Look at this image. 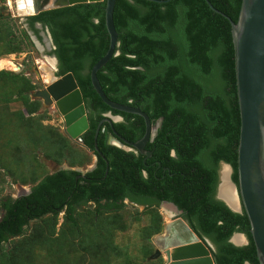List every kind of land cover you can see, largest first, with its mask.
<instances>
[{
    "label": "trees",
    "instance_id": "trees-1",
    "mask_svg": "<svg viewBox=\"0 0 264 264\" xmlns=\"http://www.w3.org/2000/svg\"><path fill=\"white\" fill-rule=\"evenodd\" d=\"M207 1L235 23L241 0ZM3 2L0 0V56L32 48L28 32L36 34L34 23L47 29L58 64L56 75L70 73L80 92L88 123L81 140L96 155L97 164L82 178L73 170L55 171L39 178L29 194L0 199V264H32L23 253L13 258L10 246L27 252L19 238L30 222L41 220H47L49 237L39 239L36 245L41 243L55 264H71V243L60 240L78 235L79 224L84 226L86 221H104L105 230L106 219L121 216L123 202L152 214L145 230L147 239L159 234L162 223L157 208L166 202L180 212L199 240L211 244L214 264H258L244 212H231L215 197L221 164L231 168V181L237 185L239 117L228 21L212 12L204 0L163 4L114 0L117 55L95 76L109 101L138 108L151 126L160 120L145 146L151 156L144 160L138 154L105 146V134L111 132L105 123L95 140L101 156L93 148L94 130L102 113L122 118L111 124V129L127 142L139 140L144 132L139 116L109 109L90 85L89 71L108 46L104 1L42 11L27 18L30 31L21 28L17 33L8 25L9 14H3ZM34 90L35 85L24 76L0 70V107L12 103L20 107L12 112L14 121L0 119L1 132L6 135L12 127L15 136L23 129L27 140L45 144L47 151L50 145L55 154H62L65 146L53 143L49 133L39 132L43 117L37 115V122L33 119L40 107L38 101L29 100ZM87 202L94 206L83 209ZM59 213L62 232L50 239ZM235 233L242 234L247 243L232 245L229 239ZM86 249L84 253L91 259L97 255L96 247ZM142 253L148 256L152 252L145 249Z\"/></svg>",
    "mask_w": 264,
    "mask_h": 264
},
{
    "label": "water",
    "instance_id": "water-1",
    "mask_svg": "<svg viewBox=\"0 0 264 264\" xmlns=\"http://www.w3.org/2000/svg\"><path fill=\"white\" fill-rule=\"evenodd\" d=\"M104 1V26L108 36V46L105 54L91 67L89 71L90 85L109 109L137 115L144 124L142 137L135 142H127L115 134L108 136L109 143L118 149H124L121 143L133 147L145 158L149 152L143 150L145 143L150 141L160 120L150 125L148 117L138 108L120 105L109 101L103 94L96 79V72L110 59L117 55L116 32L112 22L114 0H31L33 14L47 9L73 6L76 4H90ZM156 4H163L170 0H145ZM208 8L223 16L230 25L231 44L233 49V70L235 94L239 117L238 142L236 148V176L237 185L229 179L230 167L221 164L219 184L216 189V199L233 213L244 212L249 225L255 257L258 264H264V0H241L237 19L233 23L225 15L215 10L207 0ZM29 36L35 43L32 33ZM44 42L46 41L43 38ZM54 64V59L50 58ZM45 106L51 101L62 121L64 135L75 141L88 128L85 109L80 92L70 73L51 79L45 89L36 93ZM117 121V117L112 118ZM111 126V122L103 120ZM102 121L95 128L93 143ZM226 169V180L232 189L234 206H231L219 196L222 185L221 170ZM71 170L67 166L59 167L56 171ZM73 171L79 173V169ZM21 189V188H20ZM25 191L19 197L26 195ZM173 206V205H172ZM173 210H177L173 206ZM168 220L162 226V232L154 235L151 242L154 247L149 259L160 258L161 264H214L210 255L212 249L208 241H201L191 231L187 222L178 213H169ZM239 236L238 242L234 237ZM229 242L234 246L247 243L242 234H233ZM247 264V263H245Z\"/></svg>",
    "mask_w": 264,
    "mask_h": 264
},
{
    "label": "rangeland",
    "instance_id": "rangeland-1",
    "mask_svg": "<svg viewBox=\"0 0 264 264\" xmlns=\"http://www.w3.org/2000/svg\"><path fill=\"white\" fill-rule=\"evenodd\" d=\"M2 5L6 8L3 14L7 12L11 19L8 25L14 28L16 33L21 28L24 29L25 25L23 23L25 17L23 16L26 14L18 12L19 7L17 6L16 0H4ZM40 35L42 37L44 36L41 33ZM29 38L33 43L32 48H26L21 53L14 52L0 56V59L8 60L7 62L11 65H5V68H0V70L22 75L35 85V90L31 91L28 95L30 101L36 100L40 103L39 109L33 114V119L37 122L35 118L37 115L43 117L38 124L40 125L38 126L40 128L39 132L49 133L53 143L65 146V150L62 154H55L49 145L50 149L47 151L46 148L48 147L45 144L39 146L33 141L27 140L26 132L23 129H20V132H17L15 136H12L13 128L7 126L10 130L6 132V135H3L1 132L3 124H0V199L4 200L18 198L25 191L30 190V187L35 185L39 178L55 172L59 167L67 166L71 170L79 169L84 171L93 163L91 152L75 145L64 135L59 115L53 107L45 106L42 100L35 94V92L40 90L41 86L48 85L51 81L49 78L50 72L53 69L50 65V57L44 53L43 45L36 40L34 43L31 39L32 37L29 36ZM18 108L20 107L17 103H12L5 107L1 106L0 119L7 117L11 118V121H14L11 117L12 112L17 111ZM34 121L32 122L34 123ZM89 207L91 208V206ZM166 211L168 210L165 205L157 208V213L161 217L162 226L168 217ZM151 220L152 214L150 212L144 213V209L142 208L135 209L130 207V205L124 204V209L119 218L117 216L106 219L105 230L102 224L104 221L100 223L94 222L95 224L86 221L84 226H81L79 221L78 235L75 233L70 238L66 233L68 236L62 238L60 242L63 244L67 243V245L71 243L72 249L68 254L70 257L69 260L71 259V264H150L151 262V264H161L160 258L149 259L154 251L151 242L153 236L147 239L145 230ZM46 221L30 222L25 228L23 236L19 238L21 239L20 245H24V249L26 248L27 252L19 247L12 248L10 246V255L13 258L17 259L16 257L20 253H23L26 258H29V262H32V264H55L51 261L49 255H47L43 245L41 243L36 245L39 239L49 237L48 232L50 229ZM61 223L62 213H59L56 217V226L52 235H50V239H55L60 236V232H62ZM161 230L159 233L162 232ZM64 239H67V241ZM105 244L109 246L105 248ZM82 246H85V249L88 246L91 251L96 247L95 251L97 255L91 259L89 254L84 253L87 249L85 250ZM100 247H104V250ZM30 249L32 250L29 251ZM145 249L146 253H152L148 256L144 255L142 250ZM144 256L147 257L145 259L146 261L143 260ZM89 259L91 260L89 261Z\"/></svg>",
    "mask_w": 264,
    "mask_h": 264
},
{
    "label": "flooded vegetation",
    "instance_id": "flooded-vegetation-1",
    "mask_svg": "<svg viewBox=\"0 0 264 264\" xmlns=\"http://www.w3.org/2000/svg\"><path fill=\"white\" fill-rule=\"evenodd\" d=\"M34 14H33V12L31 13V14H29V15H24L23 17H25V21H24V25H25V28H26V30L28 29L29 30V28H28V24H27V18L28 17H30V16H33ZM36 15V14H35ZM33 29H34V31H36V34H34L33 32H31L30 30V32L32 33V35L35 37V40L36 41H39L42 45H43V48H44V53H46L50 58H52V59H54V64L53 63H51L50 65H51V67H52V69H53V71H51L50 73V78H49V80H51V79H55V78H59V77H61V76H63V75H61V76H58V75H56V73L58 72V70H57V67H58V64H57V61H56V58H55V56L53 55V53H52V51H53V44H52V40H51V37H50V35H49V33H48V31H47V29L45 28V27H42L39 23H34V25H33ZM40 33L42 34V35H44L43 37L40 35ZM43 38H45V42H44V40H43ZM50 61V60H49ZM65 75V74H64ZM49 84V83H48ZM47 87V85H44V86H41V88H40V90L39 91H42L43 89H45ZM39 91H37V92H39ZM37 92H35V94L37 93ZM41 100V99H40ZM49 107H53V102L51 101V103H50V105H49ZM54 108V107H53ZM54 110H55V108H54ZM57 113V112H56ZM113 117H117L118 118V120L117 121H113L112 120V118ZM109 120V122H111V124H113V123H118V122H121L122 121V118L121 117H119V116H113L111 113H109V112H106V113H102L101 114V120L100 121H102L101 122V124L100 125H102L103 123H105V124H107L109 127H110V130H111V132H107L106 134H105V139H104V145L105 146H107V147H114V148H116L114 145H111L112 143H109V141H108V136L109 135H113V134H115L116 135V132L115 131H113L112 129H111V126L107 123V122H105V121H103V120ZM99 121V122H100ZM88 124V123H87ZM100 127V126H99ZM157 129V128H156ZM95 131V130H94ZM156 131V130H155ZM86 132V131H85ZM84 132V133H85ZM101 132L102 133H104L105 132V128H102L101 129ZM83 133V134H84ZM98 133V132H97ZM82 134V135H83ZM82 135L81 136H79L78 137V139H76L75 141H72L75 145H77V146H80L81 148H83V149H85L86 151H89L88 150V148H86V146H84V143L82 142V140H81V137H82ZM94 136V135H93ZM117 136V135H116ZM133 143V142H132ZM122 145H123V148L124 149H119V150H122V151H124V152H132V153H134V154H138V155H140V156H143L142 154H140L137 150H135L133 147H131V146H129V145H127L126 143H121ZM145 146H146V143H145V145H144V147H143V150L144 151H146V152H149L150 153V156H151V152L150 151H148V150H146L145 149ZM93 148H94V150L96 151L95 153H98V154H100V156H101V152H99V150H98V148L96 147V143H93ZM118 149V148H117ZM171 155H172V153H171ZM150 156L149 157H147V158H145L144 156V160L145 159H148V158H150ZM92 157H93V163H92V165L91 166H89V168H87V169H85L84 171L82 170H80V172L78 173V177H84V175L86 174V173H88V172H90V171H92L95 167H96V164H97V157H96V155L95 154H92ZM221 168V167H220ZM74 170V169H73ZM225 170V169H224ZM223 170V171H224ZM223 171L221 170V172L223 173ZM219 173H220V170H219ZM221 173V176L223 177V174ZM229 179L231 180V168H230V173H229ZM226 180V179H225ZM218 181H219V178H218ZM218 184H219V182H218ZM225 185H228V184H226V182H224L223 183V186H222V188L225 186ZM218 186V185H217ZM221 188V189H222ZM220 189V190H221ZM30 192V191H29ZM29 194V193H28ZM27 195V194H26ZM24 196V195H23ZM215 196H216V193H215ZM124 204L125 203H127V202H123ZM161 205H165L166 207H167V210L168 211H166L167 213L169 212V213H178L179 214V217H180V212L179 211H175V210H173V206H172V204H170V203H166V202H163V203H161L160 205H159V207L161 206ZM89 206H91V207H93L94 205H93V203H90V202H87L84 206H82L84 209L85 208H88ZM238 239H240L239 238V236H238ZM235 241V240H234ZM235 242H238V241H235Z\"/></svg>",
    "mask_w": 264,
    "mask_h": 264
},
{
    "label": "bare ground",
    "instance_id": "bare-ground-1",
    "mask_svg": "<svg viewBox=\"0 0 264 264\" xmlns=\"http://www.w3.org/2000/svg\"><path fill=\"white\" fill-rule=\"evenodd\" d=\"M17 6L19 7L18 12L21 14H26L29 15L32 13L33 11V7L31 4V0H16ZM25 4V5H24ZM8 60L5 59H0V68H3L5 65H10L9 62H7ZM11 66V65H10ZM5 68V67H4ZM224 170V169H223ZM222 170V171H223ZM222 173V172H221ZM223 177L221 176L222 179V185L219 188V196L222 197L225 201H227V203L231 206H234V199H233V194H232V189L230 188V185L227 183L226 179V175H227V170L225 169L223 171ZM226 182V184L223 188V183ZM222 188V189H221ZM221 189V190H220ZM237 236L234 237L235 241H239L238 238H236Z\"/></svg>",
    "mask_w": 264,
    "mask_h": 264
},
{
    "label": "crops",
    "instance_id": "crops-1",
    "mask_svg": "<svg viewBox=\"0 0 264 264\" xmlns=\"http://www.w3.org/2000/svg\"><path fill=\"white\" fill-rule=\"evenodd\" d=\"M24 5H25V4H24ZM167 220H168V217L165 219L164 223H165ZM164 223H163V224H164Z\"/></svg>",
    "mask_w": 264,
    "mask_h": 264
},
{
    "label": "clouds",
    "instance_id": "clouds-1",
    "mask_svg": "<svg viewBox=\"0 0 264 264\" xmlns=\"http://www.w3.org/2000/svg\"><path fill=\"white\" fill-rule=\"evenodd\" d=\"M48 10V9H47ZM26 29V28H25ZM30 32H28V34H29ZM84 106V105H83ZM56 111V110H55ZM62 122V121H61ZM62 124V123H61ZM158 128V127H157ZM63 131V130H62ZM179 216V215H178Z\"/></svg>",
    "mask_w": 264,
    "mask_h": 264
}]
</instances>
